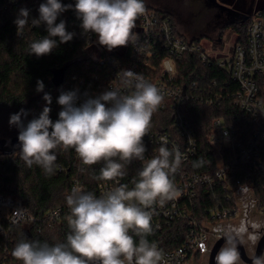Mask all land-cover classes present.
<instances>
[{
    "label": "clouds",
    "instance_id": "9594fccd",
    "mask_svg": "<svg viewBox=\"0 0 264 264\" xmlns=\"http://www.w3.org/2000/svg\"><path fill=\"white\" fill-rule=\"evenodd\" d=\"M72 7L60 0L40 4L39 18L32 19L31 25L46 24L48 35L33 41L29 54H50L58 46L54 37L61 43L73 39L75 34L66 31L65 21L55 23L61 13ZM74 10L83 32L97 34L99 44L112 51L135 44L138 35L133 30L146 9L144 0H76ZM14 23L21 35L29 25V10L21 8ZM120 73V84L126 91L111 87L79 107L75 91L62 92L57 100L62 110L55 122L50 119L51 109L47 106L26 127L21 119L27 115L24 109L12 114L9 124L19 128L20 158L28 166L36 164L51 175L56 168L57 151L71 148L84 165L103 162L99 176L102 180L124 176L125 166L133 160L145 161L143 138L164 97L156 85L140 74L130 70ZM43 90L44 83L38 80L36 91ZM43 99L52 103L47 93ZM181 161L179 150L170 151L165 142L158 154L143 164L131 190L120 185L97 197L73 187L66 197L70 209L66 242L49 245L23 239L15 244L12 256L22 264H163L162 250L147 239L152 233L149 209L177 195L170 177ZM222 238L225 243L215 256V264H241L236 239L229 234ZM251 259L252 264H264V254Z\"/></svg>",
    "mask_w": 264,
    "mask_h": 264
},
{
    "label": "trees",
    "instance_id": "16d2710c",
    "mask_svg": "<svg viewBox=\"0 0 264 264\" xmlns=\"http://www.w3.org/2000/svg\"><path fill=\"white\" fill-rule=\"evenodd\" d=\"M180 1L183 0H151V3L144 0V4L147 9L159 15L170 17L183 38L199 44L204 37H209V32L204 28L196 27V32L193 31L194 35L192 34L193 36L189 38L187 36L189 31L186 30L185 33L180 31V17L183 13L186 14L179 8L180 5L176 4ZM60 2L64 5L71 4L73 7L61 13L55 23L65 21L66 31L73 32L75 35L66 43H61L58 37H54L58 46L50 54L41 57L29 54V46L33 41L48 35L47 25L41 23L39 26H32L31 21L39 18V6L41 3H46V0H22L18 5H8V9L0 15V111L4 110L11 116L24 109L27 112L26 116L21 117L24 126H27L32 119L38 118L46 106L50 107L49 116L55 122L62 110V106L57 103L62 92L75 91L77 107L89 98L100 96L113 82L111 66L102 64L100 58L115 54L116 57L124 60L130 53V50L126 48H115L118 51L113 53V50L108 51L105 47L100 56L93 57L92 48L87 46L81 36V20L77 18L74 10L76 0H60ZM172 3L176 6L174 7ZM21 8L29 10V25L24 28L21 35H18L14 20ZM249 22L238 19L223 24L218 40L213 43L214 47L223 48L221 39L227 31L238 34V41L244 45ZM165 54L166 51L162 48L155 50L151 62L153 69L159 67ZM61 71L63 72L62 83L55 86L53 78ZM179 72L180 81L190 97L184 101L182 111L197 136L198 154L191 161L181 163L178 168L187 173L212 172L216 169V161L209 141L213 121L222 119L226 125L238 129L244 140H248L257 131L259 120L240 112L231 99H224L228 94L232 96L235 93L237 85L230 74L220 69L215 63L210 65L203 63L196 55H184L180 60ZM38 80L44 83L42 92L36 91ZM45 93L52 98L50 105L43 99ZM216 94L223 96L219 100L221 102L212 106L207 105L205 100L215 98ZM150 129L160 133H173L172 110L164 111L159 106L152 116ZM11 139L0 138V141ZM262 157L264 160V147H262ZM144 163V161L133 160L127 164L125 175L118 177L122 185H127L131 190L134 187V181L139 179L138 172ZM102 167L103 162L91 166L82 164L75 150L69 148L57 151L54 174L48 175L36 164L28 166L20 158L19 150L6 154L0 146V194L21 201L36 219L35 222L23 223L14 229L11 240L7 243L8 264H22L12 256V250L15 244L23 239L46 242L49 245L66 242L70 231L68 223L66 221L51 223L45 218V214L53 209L68 207L66 197L75 179L80 180L90 191L101 183L112 181L113 179H99ZM238 180L241 183H253L258 208L264 210V174L253 173L248 168L242 167L240 163H236L232 166L226 181L219 182L215 188L200 187L198 189L194 200L197 219H204L206 209L216 206L233 207L234 201L229 202L227 199L233 198L238 188L236 183ZM25 231L31 234L30 239L25 235ZM186 232L187 223L178 221L166 228L163 233L152 232L147 237L155 239L163 250H168L178 247L183 242ZM5 245L6 241L0 235V256L4 252Z\"/></svg>",
    "mask_w": 264,
    "mask_h": 264
},
{
    "label": "built area",
    "instance_id": "2783aa9c",
    "mask_svg": "<svg viewBox=\"0 0 264 264\" xmlns=\"http://www.w3.org/2000/svg\"><path fill=\"white\" fill-rule=\"evenodd\" d=\"M261 3V9L256 13L247 16L250 21L246 31V42L241 44L238 34L233 38V32L229 39L226 36L221 39L224 46L221 48V55H209L202 43L191 42L183 38L170 17L159 15L155 11L145 7V13L138 17L136 27L133 30L138 39L135 44L118 47L130 50L129 56L122 60L115 54L108 57H101L102 64H108L113 71V82L111 87L121 88L120 75L122 70H130L144 77L147 82L156 85L163 94V101L160 105L162 110H172L174 114L173 133H160L149 129L148 134L143 138L147 149L145 161L158 154L159 147L166 142L171 151L177 148L182 154L181 163H187L198 154V140L189 121L182 111L184 101L190 99L185 86L180 81L179 64L184 55H196L203 63L212 65L215 63L220 69L227 71L231 79L237 85V90L231 96L224 99H231L234 106L242 113H245L259 120L257 131L253 136L244 140L241 133L233 126H228L222 119L213 121L209 141L213 149L216 169L205 173H187L177 168L171 175V180L177 191V195L166 200L163 204L155 203L151 209V225L153 233H163L166 228L178 221L187 223V232L183 242L176 248L163 250L155 239L147 237L150 243L154 242L162 250L164 255L163 264H188L199 255L208 258L217 241L225 234L223 227L229 222L246 214L264 213L258 208V202L254 195L253 183H236L238 188L233 198L227 201H234L233 207L216 206L206 209L204 219H197L194 211V200L200 187L215 188L219 182L226 181L232 166L240 163L242 167L248 168L253 173L264 174V160L262 147H264V0H250ZM22 0H0V15L8 9V5H18ZM82 39L87 46L92 48L96 56L106 49L98 42V35L95 33L81 32ZM235 42L231 48H225ZM162 48L166 54L160 61L158 68L151 65L155 50ZM118 49H113L116 53ZM91 52V53H92ZM221 94L215 98L205 100L207 105H215L222 99ZM63 169L60 167V171ZM122 185L117 177L112 181L104 182L94 187L91 191L80 181L73 180L69 194L73 187H80L85 192H92L97 197ZM70 214L69 207L50 210L45 218L51 222L66 221ZM35 218L21 201L14 200L0 194V235L6 241L4 252L0 256V264H8V246L15 228L23 223L35 222ZM132 235L134 233H130ZM138 241V238H136Z\"/></svg>",
    "mask_w": 264,
    "mask_h": 264
},
{
    "label": "rangeland",
    "instance_id": "374dc122",
    "mask_svg": "<svg viewBox=\"0 0 264 264\" xmlns=\"http://www.w3.org/2000/svg\"><path fill=\"white\" fill-rule=\"evenodd\" d=\"M148 1L151 3V0ZM176 4H179V8L186 13H183L180 17L182 27H180V31L183 33H185L186 30L187 32L189 31V35L187 36L191 38L194 35L193 31L196 32L197 28H204V30H207L209 32V37H204L201 43L205 51L212 56L221 55L220 48H215L213 43L218 40V34L220 29L224 26L223 24L234 20L235 16L238 15L250 16L259 11L262 7L261 3L250 0H183L182 2L180 1ZM172 5H174V7L176 6L175 3H172ZM200 31L201 33H204L203 30ZM231 35V31H227L223 37L226 36V39H229ZM236 35L237 34L234 33L233 38H235ZM233 42H235L234 39H232L231 44H227L225 48L230 49ZM91 55L93 57L96 56L94 52H92ZM6 115L7 113H5L4 110L0 111L1 139H11L19 134V128L15 125H10V116ZM243 217L245 216L242 215L238 219L231 221L229 223L230 226L228 225V230L235 232L240 223H242L244 219ZM262 225H264V222H262ZM240 236L242 242L245 246H247V249L252 250L254 246L252 244L253 239L247 237L246 234H240ZM188 264H208V258H204L203 255H199ZM241 264L244 263L241 262Z\"/></svg>",
    "mask_w": 264,
    "mask_h": 264
},
{
    "label": "water",
    "instance_id": "95a60500",
    "mask_svg": "<svg viewBox=\"0 0 264 264\" xmlns=\"http://www.w3.org/2000/svg\"><path fill=\"white\" fill-rule=\"evenodd\" d=\"M247 18H248L247 16L238 15V16H235V19L231 20V22H234L238 19H242L243 21H246ZM62 80H63V72L61 71L54 76L53 84L55 86H59L62 83ZM0 146H1L2 150L4 151V153H6V154H11V153H14V152L20 150V144H19L18 136H16L15 138H13L11 140L0 141ZM25 235L27 236L28 239H30L32 237L28 231H25ZM229 235L233 236L236 239L238 251L240 253V260L244 264H252V259H251L252 257L264 254V234L259 239L257 246H256V249H255V254L252 257L248 255L244 243L242 242V240L238 236L233 235V234H229ZM224 243H225V240L222 237L217 241V243L213 247L211 253L209 254L208 264H215V256H216L217 252L220 250V248L224 245Z\"/></svg>",
    "mask_w": 264,
    "mask_h": 264
},
{
    "label": "flooded vegetation",
    "instance_id": "af4514ba",
    "mask_svg": "<svg viewBox=\"0 0 264 264\" xmlns=\"http://www.w3.org/2000/svg\"><path fill=\"white\" fill-rule=\"evenodd\" d=\"M244 216L245 217H243L244 219H243L242 223H240V225L237 227L235 232L228 230L229 227H227L225 230V234H233V235L236 234L237 236L239 235L238 236L239 238L241 237L240 234L241 235L246 234L247 237H250L251 239H253V237H255V239H253V241H256L257 237L261 238L264 234V225H262V222H264V213H255L252 215L246 214ZM229 223L227 225H229ZM253 245L254 246H253L252 250L247 249V246H245L248 255L251 257L255 254V249H256L257 243H255Z\"/></svg>",
    "mask_w": 264,
    "mask_h": 264
},
{
    "label": "crops",
    "instance_id": "0c3cea01",
    "mask_svg": "<svg viewBox=\"0 0 264 264\" xmlns=\"http://www.w3.org/2000/svg\"><path fill=\"white\" fill-rule=\"evenodd\" d=\"M227 227H228V225L226 224V225L223 227V230H226Z\"/></svg>",
    "mask_w": 264,
    "mask_h": 264
},
{
    "label": "snow or ice",
    "instance_id": "6c2138e0",
    "mask_svg": "<svg viewBox=\"0 0 264 264\" xmlns=\"http://www.w3.org/2000/svg\"><path fill=\"white\" fill-rule=\"evenodd\" d=\"M253 239H255V237H253Z\"/></svg>",
    "mask_w": 264,
    "mask_h": 264
}]
</instances>
